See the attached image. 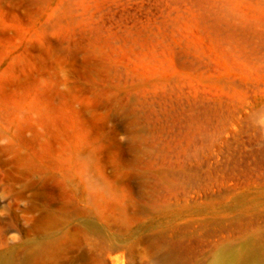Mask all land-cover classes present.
I'll list each match as a JSON object with an SVG mask.
<instances>
[{
	"label": "rangeland",
	"instance_id": "obj_1",
	"mask_svg": "<svg viewBox=\"0 0 264 264\" xmlns=\"http://www.w3.org/2000/svg\"><path fill=\"white\" fill-rule=\"evenodd\" d=\"M28 252L264 263V0H0V264Z\"/></svg>",
	"mask_w": 264,
	"mask_h": 264
},
{
	"label": "bare ground",
	"instance_id": "obj_2",
	"mask_svg": "<svg viewBox=\"0 0 264 264\" xmlns=\"http://www.w3.org/2000/svg\"><path fill=\"white\" fill-rule=\"evenodd\" d=\"M250 255H251V257L258 256L259 252H257V250H255V249H252L250 251ZM31 258H32V254L30 252L26 253L25 258L23 260V262H24L23 264H29ZM260 264H264V263H260Z\"/></svg>",
	"mask_w": 264,
	"mask_h": 264
}]
</instances>
